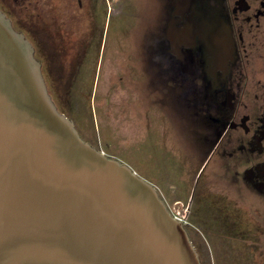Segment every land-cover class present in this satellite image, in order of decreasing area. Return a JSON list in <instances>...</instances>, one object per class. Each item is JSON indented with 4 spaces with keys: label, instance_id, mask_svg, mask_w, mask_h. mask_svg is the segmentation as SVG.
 Here are the masks:
<instances>
[{
    "label": "water",
    "instance_id": "obj_1",
    "mask_svg": "<svg viewBox=\"0 0 264 264\" xmlns=\"http://www.w3.org/2000/svg\"><path fill=\"white\" fill-rule=\"evenodd\" d=\"M0 264H202L153 182L85 139L0 9Z\"/></svg>",
    "mask_w": 264,
    "mask_h": 264
},
{
    "label": "rangeland",
    "instance_id": "obj_2",
    "mask_svg": "<svg viewBox=\"0 0 264 264\" xmlns=\"http://www.w3.org/2000/svg\"><path fill=\"white\" fill-rule=\"evenodd\" d=\"M78 1L54 0L49 9L38 0L23 1L15 9L0 0V8L35 46L58 108L87 138L158 182L172 201L181 195L170 182L184 160L196 155L188 122L195 113L177 99L154 59L149 65L163 0H81V6ZM188 182L180 183L185 193L192 188ZM203 182L204 176L198 194ZM211 219H202L207 230L196 235L203 264H264V235L230 224L225 230L226 223Z\"/></svg>",
    "mask_w": 264,
    "mask_h": 264
},
{
    "label": "flooded vegetation",
    "instance_id": "obj_3",
    "mask_svg": "<svg viewBox=\"0 0 264 264\" xmlns=\"http://www.w3.org/2000/svg\"><path fill=\"white\" fill-rule=\"evenodd\" d=\"M5 1L15 9L23 1L34 3ZM38 1L49 9L54 0ZM158 14L149 65L154 59L177 99L195 113L188 122L196 155L184 160L185 167L170 182L181 196L170 201L167 190L153 183L197 249L196 235L207 230L202 219L209 216L226 223L225 230L230 224L246 234L264 235V0H163ZM202 176L205 186L198 194ZM190 180L192 188L185 193L180 183Z\"/></svg>",
    "mask_w": 264,
    "mask_h": 264
},
{
    "label": "built area",
    "instance_id": "obj_4",
    "mask_svg": "<svg viewBox=\"0 0 264 264\" xmlns=\"http://www.w3.org/2000/svg\"><path fill=\"white\" fill-rule=\"evenodd\" d=\"M175 217L177 218V215H175Z\"/></svg>",
    "mask_w": 264,
    "mask_h": 264
}]
</instances>
